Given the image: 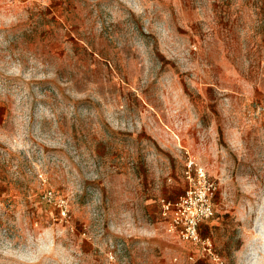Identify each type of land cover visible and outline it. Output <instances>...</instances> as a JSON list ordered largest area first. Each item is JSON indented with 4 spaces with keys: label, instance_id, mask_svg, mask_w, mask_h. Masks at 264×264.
Here are the masks:
<instances>
[{
    "label": "rangeland",
    "instance_id": "374dc122",
    "mask_svg": "<svg viewBox=\"0 0 264 264\" xmlns=\"http://www.w3.org/2000/svg\"><path fill=\"white\" fill-rule=\"evenodd\" d=\"M189 159L211 252L162 211ZM215 256L264 264V0H0V264Z\"/></svg>",
    "mask_w": 264,
    "mask_h": 264
},
{
    "label": "built area",
    "instance_id": "2783aa9c",
    "mask_svg": "<svg viewBox=\"0 0 264 264\" xmlns=\"http://www.w3.org/2000/svg\"><path fill=\"white\" fill-rule=\"evenodd\" d=\"M186 173L189 184L185 192L175 201L163 198L162 211L170 218V232L177 233L184 241L202 242L211 252L210 239L203 238L201 226L216 214V185L208 177L206 169L198 166L193 159H189ZM215 260L217 264H224L219 256H215Z\"/></svg>",
    "mask_w": 264,
    "mask_h": 264
}]
</instances>
